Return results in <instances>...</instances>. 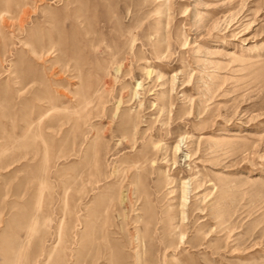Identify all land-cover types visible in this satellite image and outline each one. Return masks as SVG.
<instances>
[{"label": "rangeland", "instance_id": "obj_1", "mask_svg": "<svg viewBox=\"0 0 264 264\" xmlns=\"http://www.w3.org/2000/svg\"><path fill=\"white\" fill-rule=\"evenodd\" d=\"M0 264H264V0H0Z\"/></svg>", "mask_w": 264, "mask_h": 264}]
</instances>
